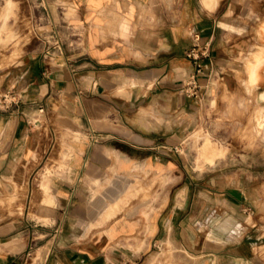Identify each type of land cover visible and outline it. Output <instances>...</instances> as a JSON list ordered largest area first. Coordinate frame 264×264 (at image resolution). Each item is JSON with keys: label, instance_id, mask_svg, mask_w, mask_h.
I'll return each instance as SVG.
<instances>
[{"label": "crops", "instance_id": "0c3cea01", "mask_svg": "<svg viewBox=\"0 0 264 264\" xmlns=\"http://www.w3.org/2000/svg\"><path fill=\"white\" fill-rule=\"evenodd\" d=\"M262 27L248 0L48 2V43L2 80L0 185L28 212L0 220V264L32 247L36 264H264V176L196 181L177 157L196 113L181 90L192 33L211 41L204 99L264 89ZM53 33L61 51L46 55Z\"/></svg>", "mask_w": 264, "mask_h": 264}, {"label": "rangeland", "instance_id": "374dc122", "mask_svg": "<svg viewBox=\"0 0 264 264\" xmlns=\"http://www.w3.org/2000/svg\"><path fill=\"white\" fill-rule=\"evenodd\" d=\"M54 1L0 0V105L4 100L2 80L5 71L25 52L41 48L45 36L46 7L48 2ZM248 1L253 9L264 8V0ZM256 16L255 28L261 22L260 15ZM261 52L254 54L250 62L256 56H262ZM263 60L264 57L258 58L254 65L259 66ZM245 85L240 95L224 89L197 100L193 126L177 146V157L185 163L194 180L200 181L207 174L240 168L252 170L256 176H264V89L250 87L248 82ZM29 186L32 193L41 189L44 194L48 192L47 187H37L35 183ZM19 193L18 185L9 190L0 185V220L14 214L26 217L28 211L24 201L19 199ZM136 193L133 192L134 196ZM30 203L36 206L34 199ZM28 222L32 229H36L35 225H40L41 218L33 215ZM23 259H28L25 264H36L41 255L32 247L23 254Z\"/></svg>", "mask_w": 264, "mask_h": 264}, {"label": "built area", "instance_id": "2783aa9c", "mask_svg": "<svg viewBox=\"0 0 264 264\" xmlns=\"http://www.w3.org/2000/svg\"><path fill=\"white\" fill-rule=\"evenodd\" d=\"M44 41H48L44 38ZM50 41L52 46L50 49L45 48L46 55H52L50 53L53 51H61V40L57 34H51ZM211 41L210 39H202L201 35L198 32L192 33L191 45L185 51V57L190 61L192 65V72L188 74L184 80L181 82V90L187 98L193 99L195 101L201 100L203 97L202 87L198 79L205 75L206 67L204 59L208 58L210 55ZM3 104L10 105L11 101L9 100V92H6L3 96ZM39 111L42 112V107L39 108Z\"/></svg>", "mask_w": 264, "mask_h": 264}, {"label": "bare ground", "instance_id": "6f19581e", "mask_svg": "<svg viewBox=\"0 0 264 264\" xmlns=\"http://www.w3.org/2000/svg\"><path fill=\"white\" fill-rule=\"evenodd\" d=\"M8 4H9V2H7V6H8ZM8 13H10V12H8ZM261 30L264 31V28L262 27Z\"/></svg>", "mask_w": 264, "mask_h": 264}]
</instances>
